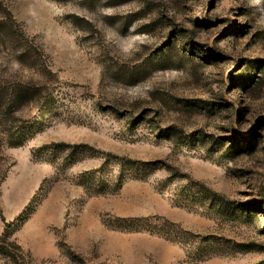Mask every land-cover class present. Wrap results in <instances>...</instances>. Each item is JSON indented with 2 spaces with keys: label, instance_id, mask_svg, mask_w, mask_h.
<instances>
[{
  "label": "rangeland",
  "instance_id": "obj_1",
  "mask_svg": "<svg viewBox=\"0 0 264 264\" xmlns=\"http://www.w3.org/2000/svg\"><path fill=\"white\" fill-rule=\"evenodd\" d=\"M0 104V264H264V0H0Z\"/></svg>",
  "mask_w": 264,
  "mask_h": 264
},
{
  "label": "trees",
  "instance_id": "obj_2",
  "mask_svg": "<svg viewBox=\"0 0 264 264\" xmlns=\"http://www.w3.org/2000/svg\"><path fill=\"white\" fill-rule=\"evenodd\" d=\"M6 112L4 109L2 110V105L0 104V113H1L0 115L6 116L7 115ZM14 141H17V140H14ZM22 142H23V139L18 140L17 142H12V143L18 145V144H21Z\"/></svg>",
  "mask_w": 264,
  "mask_h": 264
}]
</instances>
